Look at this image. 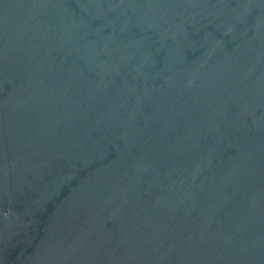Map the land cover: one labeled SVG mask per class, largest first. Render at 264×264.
Instances as JSON below:
<instances>
[{
  "label": "water",
  "instance_id": "obj_1",
  "mask_svg": "<svg viewBox=\"0 0 264 264\" xmlns=\"http://www.w3.org/2000/svg\"><path fill=\"white\" fill-rule=\"evenodd\" d=\"M0 264H264V0H0Z\"/></svg>",
  "mask_w": 264,
  "mask_h": 264
}]
</instances>
